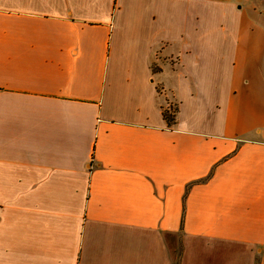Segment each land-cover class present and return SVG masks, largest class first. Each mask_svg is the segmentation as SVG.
<instances>
[{
  "label": "crops",
  "instance_id": "0c3cea01",
  "mask_svg": "<svg viewBox=\"0 0 264 264\" xmlns=\"http://www.w3.org/2000/svg\"><path fill=\"white\" fill-rule=\"evenodd\" d=\"M181 245L264 264V0H0V264Z\"/></svg>",
  "mask_w": 264,
  "mask_h": 264
},
{
  "label": "trees",
  "instance_id": "16d2710c",
  "mask_svg": "<svg viewBox=\"0 0 264 264\" xmlns=\"http://www.w3.org/2000/svg\"><path fill=\"white\" fill-rule=\"evenodd\" d=\"M176 113H177V111H176ZM176 113L173 115L171 113H168L167 110L166 111L165 110L163 111V115H164V117H165V119H166V121H167V123H168L169 126H172V125L175 124L176 119H177L176 118ZM182 228H183V226L181 227V229ZM182 251H183V248H182V245H181V247H180V253H179V259H178L177 264H180V262H181Z\"/></svg>",
  "mask_w": 264,
  "mask_h": 264
},
{
  "label": "rangeland",
  "instance_id": "374dc122",
  "mask_svg": "<svg viewBox=\"0 0 264 264\" xmlns=\"http://www.w3.org/2000/svg\"><path fill=\"white\" fill-rule=\"evenodd\" d=\"M259 1V0H257ZM155 65L157 66L156 68H158L159 66L157 65V63H155ZM165 111L167 110L168 113H171V114H175L176 113V110H177V107H175V105L171 104V105H167L165 106Z\"/></svg>",
  "mask_w": 264,
  "mask_h": 264
}]
</instances>
